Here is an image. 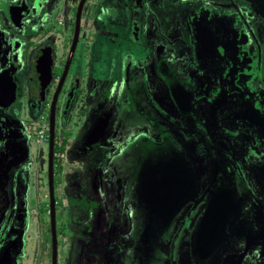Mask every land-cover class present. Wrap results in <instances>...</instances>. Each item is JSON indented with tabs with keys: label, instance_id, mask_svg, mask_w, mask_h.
<instances>
[{
	"label": "flooded vegetation",
	"instance_id": "af4514ba",
	"mask_svg": "<svg viewBox=\"0 0 264 264\" xmlns=\"http://www.w3.org/2000/svg\"><path fill=\"white\" fill-rule=\"evenodd\" d=\"M2 24L54 42L0 31V264H264V0H0ZM64 148L94 161L67 211Z\"/></svg>",
	"mask_w": 264,
	"mask_h": 264
},
{
	"label": "rangeland",
	"instance_id": "374dc122",
	"mask_svg": "<svg viewBox=\"0 0 264 264\" xmlns=\"http://www.w3.org/2000/svg\"><path fill=\"white\" fill-rule=\"evenodd\" d=\"M96 1H97V5H101L103 2V0H96ZM24 29L36 30V25L32 24V25L26 26L22 29L20 28V29H18L17 32L15 30L10 31V27L8 25L2 24L0 26V31H2V33L4 34L5 40L7 42L16 41V42L22 44L24 47H27L30 52H33L34 50L38 49L40 47V45H43V44L44 45H52L54 42L53 41V35H51L48 39H45L44 42L38 40L37 38H34V41L31 42L29 37H25L26 35L24 34V32H25ZM11 32H13L14 34H11ZM10 40H12V41H10ZM54 50L56 51V48ZM53 54L55 57H58V55H59L55 52H53ZM2 123L8 128L11 127V122L6 118L2 119ZM19 125L23 126V124L21 125L20 122H19ZM7 132L8 131L6 130V133ZM27 145H28V143H27ZM66 149L67 148H64L63 151L61 150L60 153L55 155L56 160L54 162V166H52V169L54 168L55 170H57V172L59 174L58 176H56L57 173H55V176H56L55 179H60V186H59L60 190H58V195L60 194V196L62 198L61 199V205L65 206L66 209H64V210L67 211L68 210L67 208L70 207V204L68 203L69 198H71L72 195H74L76 192L75 188L73 186H71V184H69L70 180L68 181V179L72 178L77 167L85 166V165L86 166L92 165V163L94 161H93V158L92 159L91 158L90 159L84 158L85 155H83V157H81L80 159H77L75 157H71V155L69 153H66L64 155V151ZM30 150L34 154H39V155L43 154V157H44L46 154V150H47V144L42 143V144L38 145L37 143H33V144H31ZM2 164H3V162H2ZM83 173H85V172H83ZM44 174H45V172H44ZM88 176H89V171H88Z\"/></svg>",
	"mask_w": 264,
	"mask_h": 264
},
{
	"label": "water",
	"instance_id": "95a60500",
	"mask_svg": "<svg viewBox=\"0 0 264 264\" xmlns=\"http://www.w3.org/2000/svg\"><path fill=\"white\" fill-rule=\"evenodd\" d=\"M49 171H50V175H51V172H52V166H49ZM51 178H50V185H52V182H53V177L52 176H50ZM216 201H212V203H215ZM204 221H203V223L205 224V225H207V223H212L213 225H215V226H210L213 230H214V228H216L217 230L219 229L218 228V225L216 224V222L218 221V220H222L220 217H218L217 218V216H215L214 214H213V212H210V213H208V214H206L205 215V218L203 219ZM205 230H207V229H205ZM214 233L216 234V231L214 230ZM214 233H211L210 235H209V238H211V239H213L216 235L214 234ZM218 233V232H217Z\"/></svg>",
	"mask_w": 264,
	"mask_h": 264
},
{
	"label": "built area",
	"instance_id": "2783aa9c",
	"mask_svg": "<svg viewBox=\"0 0 264 264\" xmlns=\"http://www.w3.org/2000/svg\"><path fill=\"white\" fill-rule=\"evenodd\" d=\"M39 135H40V138H41V137H42V132H40V134H39Z\"/></svg>",
	"mask_w": 264,
	"mask_h": 264
},
{
	"label": "crops",
	"instance_id": "0c3cea01",
	"mask_svg": "<svg viewBox=\"0 0 264 264\" xmlns=\"http://www.w3.org/2000/svg\"><path fill=\"white\" fill-rule=\"evenodd\" d=\"M65 154H66V153H65ZM65 154H64V155H65Z\"/></svg>",
	"mask_w": 264,
	"mask_h": 264
}]
</instances>
